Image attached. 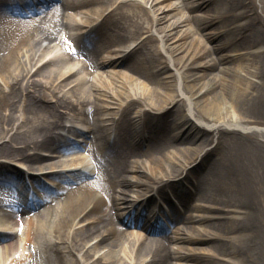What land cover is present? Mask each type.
<instances>
[{
  "label": "bare ground",
  "instance_id": "6f19581e",
  "mask_svg": "<svg viewBox=\"0 0 264 264\" xmlns=\"http://www.w3.org/2000/svg\"><path fill=\"white\" fill-rule=\"evenodd\" d=\"M36 2L0 0V264H264V0ZM74 24L80 69L43 44ZM152 198L172 246L127 235Z\"/></svg>",
  "mask_w": 264,
  "mask_h": 264
},
{
  "label": "rangeland",
  "instance_id": "374dc122",
  "mask_svg": "<svg viewBox=\"0 0 264 264\" xmlns=\"http://www.w3.org/2000/svg\"><path fill=\"white\" fill-rule=\"evenodd\" d=\"M15 3H17V4H19L20 3V1L19 0H15ZM80 10L79 11H70V10H66L65 11V16H64V18L65 19H69V17H70V19L72 20V22L73 23H77L78 21H80L81 19H80V17H81V14H80ZM195 13H198V14H203V11L201 10V9H194V10H192V11H189L188 12V14L189 15H194ZM29 14H31V13H29ZM9 19L10 20H12V21H14L15 20V17L14 16H11V17H9ZM213 28H210V29H208L207 31H210V30H212ZM60 30H62V31H60ZM58 31L59 32H57V35H58V37L55 39V41H54V43H57V41L56 40H58L59 41V39H60V37L62 36V35H64L66 32L70 35V37H68L67 39H62V42H64V43H67V44H70L71 46H73L75 49H77V47L79 48V50H86V49H84L83 48V45L85 44V45H90V40H92L93 38H91V37H88V38H82L83 40H84V42L83 41H80V40H78V34H79V29H78V27L74 24L73 26H71V27H59V29H58ZM64 31V32H63ZM206 31V30H205ZM203 35V37H204V40H206V43L207 44H210V45H212V44H214V40L212 39V38H208L207 37V35L205 34V32H203L202 33ZM79 42H81V43H84L83 45H80L79 44ZM44 50H46L47 52H49L50 54H48V55H51V54H54V53H60V49L58 48V46H55V47H49L48 49L46 48V49H44ZM76 53H78V55L79 54H83V56H80L79 58H81L82 60H87V57H88V53H86V54H84V53H82V52H80V51H78V52H76ZM67 62V64L66 65H69V62H68V60L66 61ZM107 69H109V68H107ZM106 70V68H102V67H100V68H96L95 69V74H103L104 76H105V71ZM71 87V85L69 84V85H66L65 86V88H64V91L65 90H67V89H69ZM62 87H60L59 89H61ZM64 91H62V92H64ZM97 94H98V91H97ZM99 95V94H98ZM98 116V115H97ZM105 132V134L108 136V132L106 131V130H104ZM70 137H72L73 139H77V137L76 136H74V135H71V134H68ZM142 148H144V146L142 147ZM137 154V153H136ZM136 154H133L132 155V158L133 157H135V155ZM142 158H143V156H142ZM17 163V164H16ZM15 164L14 163H11V167L15 170V171H17V172H22V174H23V176L25 175V176H28V174H27V172H25V170H24V168H20V165L21 166H23V167H25L26 168V166L25 165H27V164H24V163H18V162H16ZM19 164V165H18ZM28 180L30 181V182H28L27 184H29L30 186H31V192H34L35 194H36V189L34 188V186H33V182L32 181H40V180H38V179H36V178H34V177H31V176H29L28 177ZM183 184H186L187 186H188V182H184ZM173 194V193H172ZM171 194V192H169V191H167V200H168V202H172V197L174 196V194L172 195ZM153 198H156V197H154L153 196ZM152 198V199H153ZM159 200V202H162V199H158ZM30 204H33L32 202L30 203ZM148 204H150L148 207L149 208H151L152 209V207H153V204H154V199L152 200V202L150 201V203H148ZM38 206V205H37ZM164 208H165V206H164ZM115 211H119V208H115L114 209ZM148 209H146V211H147ZM164 220H166L165 218H164ZM167 221V220H166ZM159 223H163L165 226L163 227V228H166L167 229V231H166V234L164 235V234H162V236H163V238L161 239V243H159V245H161V247L163 246V245H169V246H172V244H174V242H172L171 243V245H170V242L168 243V237L169 236H171L172 235V231H174V229H176V227H180L181 226V224H182V222H180V220H178V221H170L169 219H168V221L167 222H163V221H160L159 220V222H157V224H159ZM138 243H141V242H135V244H138ZM202 245H206V243L205 244H201L200 246H202ZM136 246V245H135ZM161 251H163L162 250V248H161ZM209 258L211 259V257L209 256ZM140 259V258H139ZM138 259V260H139ZM137 260V261H138ZM171 260H173V257H167L164 261H163V264H170V261ZM212 260V259H211ZM174 261V260H173Z\"/></svg>",
  "mask_w": 264,
  "mask_h": 264
}]
</instances>
